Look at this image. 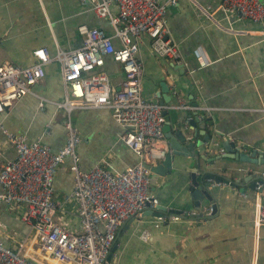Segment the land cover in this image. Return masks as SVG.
<instances>
[{
  "label": "crops",
  "instance_id": "obj_1",
  "mask_svg": "<svg viewBox=\"0 0 264 264\" xmlns=\"http://www.w3.org/2000/svg\"><path fill=\"white\" fill-rule=\"evenodd\" d=\"M215 6L216 0H177L166 8V22L171 38L178 44L182 69L170 59L156 56L146 39L138 45L137 59L142 68V96L172 106L164 110L171 127L176 115L182 117L183 112L175 107L178 101L212 109L208 116L201 109L184 111L190 117L194 111L208 117L204 127L198 120L193 127L188 126L186 133L191 142L209 134L208 142L216 146L204 147L201 153L213 159L211 164L204 159L199 164L209 172L226 176L227 167L235 164L233 159L220 157L226 140L234 143L239 152L255 151L254 158L264 157V23L241 19L231 29L226 28L219 20V12L212 14L219 20L216 23L204 14ZM85 7L79 0H0V63L29 65L33 61L31 51L37 47L45 48L50 56L56 48L70 49L79 43L75 27L81 23L110 31L106 19L96 18ZM106 65L111 83L116 86L121 74L110 61ZM163 82L167 90L162 92ZM64 90L58 63L48 62L42 81L32 86L33 93L46 100L43 107L37 108L34 95L22 96L2 117L4 128L27 140L39 138L55 150L64 140V114L51 102L62 101ZM51 119V127L43 133ZM71 123L79 134L75 152L82 168L99 162L120 172L134 163L135 156L118 139L120 127L108 109H75ZM12 156L13 149L0 132V162ZM69 162L63 159L52 177L56 196L71 189ZM182 167L173 169L178 173L162 195H168L172 204L162 202L163 205L200 214L212 204L213 213L177 221L168 219L157 229L152 216L134 220L119 234L116 232L111 264H264V225L256 228L252 223L254 201L257 196L264 198V189L246 188L240 192L238 186L211 181L207 186L213 201L203 198L199 209H193L186 194L189 180ZM238 167L242 168L240 176L257 171L264 177L263 163L242 162ZM159 182L152 178V185ZM66 208L69 213L57 212L54 220L72 229L76 224L75 206L70 203ZM23 209L0 201L1 238L13 250L22 238L26 237L23 247L33 242L27 224L19 219Z\"/></svg>",
  "mask_w": 264,
  "mask_h": 264
},
{
  "label": "built area",
  "instance_id": "obj_2",
  "mask_svg": "<svg viewBox=\"0 0 264 264\" xmlns=\"http://www.w3.org/2000/svg\"><path fill=\"white\" fill-rule=\"evenodd\" d=\"M85 9L98 19H106L110 31L102 26L76 25L78 45L64 50L56 48L50 56L43 47L31 51L33 61L20 66L0 63V132L13 149V156L0 162V201L8 206H23L19 219L27 224L32 237L23 247L25 238L13 250L3 242L0 234V264H111L106 259L119 225L128 218L140 219L146 209L155 210L158 202L149 194L152 173L144 166L154 165L167 150L162 132L163 111L169 107L156 99L145 98L141 92L142 68L137 59L138 45L146 39L149 49L158 57L182 64L178 44L169 33L166 8L177 0H79ZM219 12V20L226 28L241 19L255 24L264 23L261 0H216V6L204 14L212 17ZM234 31V30H233ZM58 63L64 96L51 102L62 109L64 120L63 143L51 150L39 138L27 140L4 128L2 117L22 96L30 94L38 99L37 108L46 101L32 91L42 81L44 65ZM106 61L114 64L121 80L112 85ZM117 89L112 90V88ZM180 111L201 109L206 116L210 107L189 106L178 101ZM106 108L120 127L119 141L135 156L133 164L114 172L105 164L94 163L82 168L75 149L79 143L77 129L71 123L75 109ZM54 114H52V118ZM186 115L183 122H186ZM45 124L43 133L51 127ZM70 160L71 189L56 196L52 177L63 159ZM258 191L260 185L256 184ZM254 201L253 226L264 225V198ZM147 202V205H146ZM73 203L76 224L70 229L56 222L57 212L69 213ZM202 209L211 215L213 206ZM193 213V212H192ZM200 212V214H202ZM191 213L169 216L170 221L187 219ZM154 226L165 218L152 216ZM143 238H147L146 231Z\"/></svg>",
  "mask_w": 264,
  "mask_h": 264
},
{
  "label": "water",
  "instance_id": "obj_3",
  "mask_svg": "<svg viewBox=\"0 0 264 264\" xmlns=\"http://www.w3.org/2000/svg\"><path fill=\"white\" fill-rule=\"evenodd\" d=\"M178 65L179 68L182 69L183 64H178ZM160 85L162 86L161 87L162 92L163 90H167V86L164 82L161 83ZM114 89H117V87L112 88V90ZM161 96L164 98V100L166 101L169 100V98H167L163 93L161 94ZM158 102L160 104H163L162 100H159ZM165 112L166 111H163V114H165ZM193 113H194L193 117H190V115L188 114L186 115L187 119L185 123L183 122V117L185 116L183 113L181 118L176 115L174 119L173 127H171L169 121H166V118L164 116L162 132L166 139L167 150L165 151L163 157L159 161H157L154 165L144 164V166L147 167L152 173V178L155 177L160 181L159 184L157 183V185H150L148 188L149 194L156 198L158 204L155 207V210H149L145 208V210L141 214L142 218L145 216L160 215L167 219V217L169 218V216L172 214L181 213L180 210L178 209L171 207L167 208L166 206H164L163 203L171 202V199L167 197L168 195L167 196H162V195L168 188L169 182L175 176L174 174L178 173V172L174 173L173 169L175 170L178 168L183 169L182 166H184L185 176H187L189 180L188 183L189 185L187 186L186 194H188L192 200L193 209H199L200 207L199 201H201L203 198L209 201H213L212 194L207 186V183L211 181L214 183H224L229 186L230 185L238 186L240 192H244L246 188L251 191H254L256 184L260 185V189L258 191L264 189V177L260 175V172L254 171L250 174H244L240 176L239 171L242 168L240 169V167H238L239 163L242 162L256 163L257 161L259 164L262 163L264 164V157L260 155V158L258 159L254 158L253 156L255 154V151H251L250 153L239 152L235 144L229 142L228 140H226L227 142L224 143V145L222 144L225 151L221 153L220 157H228L230 159H233L235 164H233V166L227 167L226 176L223 174H215L209 172L205 170V168H202V166H200L199 161H203L204 159L211 164V160L213 159V158H206L201 153V149L203 150L204 147H213V145L214 146L216 145L214 144V142H208L210 138L208 133H204L202 139H200L199 141L191 142L190 136H188V134L186 133L188 126L193 127L194 123L199 120L201 126L204 127L206 125L205 121L208 120V117H203L201 115L198 116L196 111H194ZM241 147L244 148V146ZM214 208L215 206L213 207V210ZM213 210L211 214L213 213ZM197 216H200V214L199 213L190 214V217H197ZM133 222H134L133 217H130L126 221L122 222L118 227L117 234H119L121 230L126 229L128 225ZM154 227L157 229L159 226H154ZM114 250H115V241L112 243L110 250L107 254L106 257L107 260H110L111 254L112 252H114Z\"/></svg>",
  "mask_w": 264,
  "mask_h": 264
},
{
  "label": "clouds",
  "instance_id": "obj_4",
  "mask_svg": "<svg viewBox=\"0 0 264 264\" xmlns=\"http://www.w3.org/2000/svg\"><path fill=\"white\" fill-rule=\"evenodd\" d=\"M141 218H142V217H141ZM168 219H169L168 217H167V219L165 218V220H164L162 223H164V222H165L166 220H168ZM162 223H161V224H162ZM115 237H116V236H115ZM114 241H115V239H114ZM114 241H113V242H114ZM110 247H111V246H110ZM109 250H110V248H109ZM108 252H109V251H108ZM107 254H108V253H107ZM106 257H107V256H106ZM106 259H107V258H106ZM109 261H110V260H109Z\"/></svg>",
  "mask_w": 264,
  "mask_h": 264
}]
</instances>
